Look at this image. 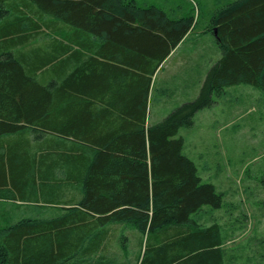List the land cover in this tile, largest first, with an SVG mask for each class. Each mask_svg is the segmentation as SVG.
<instances>
[{
	"label": "trees",
	"instance_id": "obj_1",
	"mask_svg": "<svg viewBox=\"0 0 264 264\" xmlns=\"http://www.w3.org/2000/svg\"><path fill=\"white\" fill-rule=\"evenodd\" d=\"M194 25L136 0H0V264H223L199 214L222 195L177 135L226 88L264 97V0L214 11L198 97L147 126L153 77Z\"/></svg>",
	"mask_w": 264,
	"mask_h": 264
},
{
	"label": "rangeland",
	"instance_id": "obj_2",
	"mask_svg": "<svg viewBox=\"0 0 264 264\" xmlns=\"http://www.w3.org/2000/svg\"><path fill=\"white\" fill-rule=\"evenodd\" d=\"M233 1L136 0L139 5L164 9L171 19L190 15L195 22L192 35L171 52L153 77L148 100L152 120L161 122L176 108L198 97L208 70L220 57L215 36L208 31L210 19L216 9ZM212 99L211 107L195 114L192 127L180 129L177 135L202 183L213 185L222 195L219 209L202 208L199 214L206 219L203 217L201 222L210 221L221 227L229 250L226 264H262L264 97L254 87L238 85ZM20 217L21 212L14 213L13 221ZM124 235L126 252L131 257L139 249V234L130 230ZM114 241L118 250L121 233H116Z\"/></svg>",
	"mask_w": 264,
	"mask_h": 264
},
{
	"label": "crops",
	"instance_id": "obj_3",
	"mask_svg": "<svg viewBox=\"0 0 264 264\" xmlns=\"http://www.w3.org/2000/svg\"><path fill=\"white\" fill-rule=\"evenodd\" d=\"M192 35V30H190V32L186 35V37L180 42V45L184 42V40H186V38L188 36ZM179 46V45H178ZM165 62V61H164ZM161 67V66H160ZM174 110V109H173ZM152 110H151V106H148V110H147V123L149 122V125H154L155 123L160 122V120H152L153 117L151 116ZM157 115V114H156ZM148 119H150L148 121ZM159 119V118H158ZM201 222V221H200ZM202 223V222H201ZM202 224L208 225L209 223L207 222H203ZM224 238V236H223ZM220 250L222 253V259H223V264H226L227 261V256L229 254V250L226 248V246L224 245V243H222V245L220 246Z\"/></svg>",
	"mask_w": 264,
	"mask_h": 264
}]
</instances>
